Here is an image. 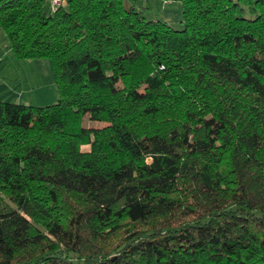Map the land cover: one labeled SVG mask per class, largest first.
Here are the masks:
<instances>
[{
  "label": "trees",
  "instance_id": "trees-1",
  "mask_svg": "<svg viewBox=\"0 0 264 264\" xmlns=\"http://www.w3.org/2000/svg\"><path fill=\"white\" fill-rule=\"evenodd\" d=\"M46 3L0 0L58 95L0 100V264H264V0Z\"/></svg>",
  "mask_w": 264,
  "mask_h": 264
},
{
  "label": "rangeland",
  "instance_id": "rangeland-1",
  "mask_svg": "<svg viewBox=\"0 0 264 264\" xmlns=\"http://www.w3.org/2000/svg\"><path fill=\"white\" fill-rule=\"evenodd\" d=\"M172 1L179 8L177 0ZM145 16L151 17L150 13H145ZM170 25L180 26L175 21H170ZM57 99V86L50 61L46 58L16 57L0 27V100L45 106L56 103ZM101 124L95 123V125ZM81 148L87 150L88 146L83 145ZM117 239H120L119 234L111 241Z\"/></svg>",
  "mask_w": 264,
  "mask_h": 264
},
{
  "label": "crops",
  "instance_id": "crops-1",
  "mask_svg": "<svg viewBox=\"0 0 264 264\" xmlns=\"http://www.w3.org/2000/svg\"><path fill=\"white\" fill-rule=\"evenodd\" d=\"M128 1L132 2L135 6L143 7L146 13H150L151 17L153 18H161L165 20L168 24H170V21H175L177 23L179 22L180 0L176 1V3L179 4V8H177L176 4H174L172 0H128ZM46 5L48 7H51V0H47Z\"/></svg>",
  "mask_w": 264,
  "mask_h": 264
},
{
  "label": "built area",
  "instance_id": "built-area-1",
  "mask_svg": "<svg viewBox=\"0 0 264 264\" xmlns=\"http://www.w3.org/2000/svg\"><path fill=\"white\" fill-rule=\"evenodd\" d=\"M60 0H51V9H53L57 4H59Z\"/></svg>",
  "mask_w": 264,
  "mask_h": 264
}]
</instances>
